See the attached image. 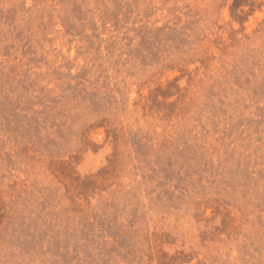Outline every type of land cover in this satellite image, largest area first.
Segmentation results:
<instances>
[{
    "label": "rangeland",
    "instance_id": "rangeland-1",
    "mask_svg": "<svg viewBox=\"0 0 264 264\" xmlns=\"http://www.w3.org/2000/svg\"><path fill=\"white\" fill-rule=\"evenodd\" d=\"M0 264H264V0H0Z\"/></svg>",
    "mask_w": 264,
    "mask_h": 264
}]
</instances>
